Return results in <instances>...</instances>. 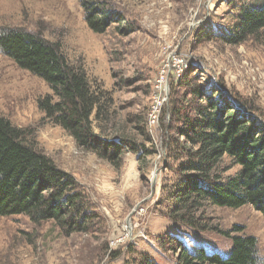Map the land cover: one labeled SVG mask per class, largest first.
<instances>
[{
	"label": "rangeland",
	"instance_id": "374dc122",
	"mask_svg": "<svg viewBox=\"0 0 264 264\" xmlns=\"http://www.w3.org/2000/svg\"><path fill=\"white\" fill-rule=\"evenodd\" d=\"M112 4L125 21L95 34L86 26L78 0H0V29L21 28L58 44L68 62L82 66L91 84L106 92L109 124L129 137L142 139L138 128H144L151 82L167 49L187 63L181 80L196 74L203 88L217 84L223 95L264 118V31L239 45L222 40L228 29H235L237 8L261 6L264 0H114ZM118 26L130 28L127 32L122 28L123 34ZM51 94L41 78L0 53V116L24 130L29 145L74 177L93 218L86 233L66 235L54 222L35 225L23 215L0 217V264H132L141 254L155 264H176L171 249L176 245H167L168 235L191 253L201 248L221 257L229 254L230 239L214 230L202 232L164 218L161 185L171 178L164 169L168 152L164 144L170 135L161 122L150 135L155 153L144 162L126 152L115 168L76 147L69 135L45 118L38 101ZM103 123V128L108 126ZM206 216L223 231L241 228L254 237L256 264H264V220L259 212L251 206L211 207Z\"/></svg>",
	"mask_w": 264,
	"mask_h": 264
},
{
	"label": "trees",
	"instance_id": "16d2710c",
	"mask_svg": "<svg viewBox=\"0 0 264 264\" xmlns=\"http://www.w3.org/2000/svg\"><path fill=\"white\" fill-rule=\"evenodd\" d=\"M113 2L78 0L90 31L103 34L114 23L125 21ZM235 17V29L222 37L227 45L242 44L264 31V4L242 5ZM122 28L130 27H117L124 34ZM0 53L46 83L52 94L39 99L38 107L79 149L115 168L121 166L126 152L144 162L155 153L146 117L144 128H138L141 140L116 130L106 116V92L91 84L82 66L69 63L58 44L21 28H2ZM218 87L209 83L203 88L196 74L170 84L160 122L170 135L164 144L168 148L164 169L171 178L161 185L165 195L161 205L165 219L202 232L214 230L230 239L231 249L225 257L201 248L191 253L168 235L167 245H176L171 248L176 264L257 262L254 237L241 228L223 231L206 216L211 207L251 206L264 220V118L223 95ZM101 123L108 126L103 128ZM233 167L238 169L229 175ZM20 215L35 225L54 222L66 235L86 233L93 218L74 177L29 145L24 130L0 116V217ZM132 264L155 262L141 254Z\"/></svg>",
	"mask_w": 264,
	"mask_h": 264
},
{
	"label": "built area",
	"instance_id": "2783aa9c",
	"mask_svg": "<svg viewBox=\"0 0 264 264\" xmlns=\"http://www.w3.org/2000/svg\"><path fill=\"white\" fill-rule=\"evenodd\" d=\"M186 61L174 51L165 50L164 59L151 82V101L146 114V126L150 134L157 132L164 107L168 102L169 84L181 80Z\"/></svg>",
	"mask_w": 264,
	"mask_h": 264
},
{
	"label": "water",
	"instance_id": "95a60500",
	"mask_svg": "<svg viewBox=\"0 0 264 264\" xmlns=\"http://www.w3.org/2000/svg\"><path fill=\"white\" fill-rule=\"evenodd\" d=\"M157 170H155V172H154V174H153V176H152V186H151V195H153L154 194V184H155V182H156V176H157Z\"/></svg>",
	"mask_w": 264,
	"mask_h": 264
}]
</instances>
